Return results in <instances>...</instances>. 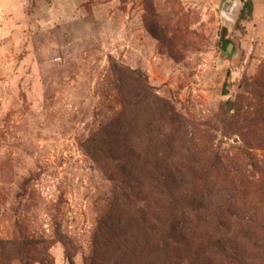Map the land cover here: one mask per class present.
I'll list each match as a JSON object with an SVG mask.
<instances>
[{
  "label": "rangeland",
  "instance_id": "obj_1",
  "mask_svg": "<svg viewBox=\"0 0 264 264\" xmlns=\"http://www.w3.org/2000/svg\"><path fill=\"white\" fill-rule=\"evenodd\" d=\"M245 1L0 0V264L101 263L113 185L80 144L116 114L120 180L170 204L199 264H228L221 240L264 264V0L241 22ZM112 62L140 81L116 92Z\"/></svg>",
  "mask_w": 264,
  "mask_h": 264
},
{
  "label": "trees",
  "instance_id": "obj_2",
  "mask_svg": "<svg viewBox=\"0 0 264 264\" xmlns=\"http://www.w3.org/2000/svg\"><path fill=\"white\" fill-rule=\"evenodd\" d=\"M252 11V0H246L239 11L238 20L246 22ZM225 44L226 47L231 43ZM134 73L112 62V80L109 85L119 92L120 79L140 81L141 77ZM118 117L116 114L101 123L97 131L80 144L85 155L94 164L101 166V170L113 185L106 214L99 225L104 229L102 240L99 243L95 241L92 250L101 252L100 264H199L208 255V249L200 246L192 249L184 247L188 240L193 241L192 236L182 232L186 228L184 220L171 218L169 211L162 213L159 210L158 207H170V204L160 205L157 200H150L148 182L146 186L136 184V181L132 186L129 184L133 176L131 173H124L122 161H130L131 151L123 156V144L127 140L124 141L126 138L122 136ZM245 156L249 158L250 155ZM121 178L129 183H122ZM127 209L128 212H125ZM22 245L30 248L33 242L24 241ZM216 245L215 256L222 257L228 264H242L244 261V257H241L243 250L232 245L223 247L222 240ZM256 254H261L260 257L264 258V250H258ZM23 258H28V255ZM25 262L28 264V259ZM91 264L96 263L92 261Z\"/></svg>",
  "mask_w": 264,
  "mask_h": 264
},
{
  "label": "water",
  "instance_id": "obj_3",
  "mask_svg": "<svg viewBox=\"0 0 264 264\" xmlns=\"http://www.w3.org/2000/svg\"><path fill=\"white\" fill-rule=\"evenodd\" d=\"M231 49H232V45L229 44V45L227 46V48H226V51L228 52V51H230Z\"/></svg>",
  "mask_w": 264,
  "mask_h": 264
}]
</instances>
